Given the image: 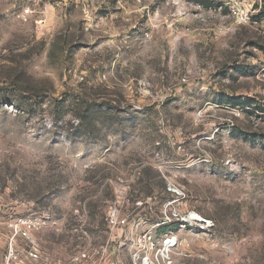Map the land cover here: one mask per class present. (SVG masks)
Returning a JSON list of instances; mask_svg holds the SVG:
<instances>
[{
  "label": "rangeland",
  "instance_id": "rangeland-1",
  "mask_svg": "<svg viewBox=\"0 0 264 264\" xmlns=\"http://www.w3.org/2000/svg\"><path fill=\"white\" fill-rule=\"evenodd\" d=\"M227 2L0 0V207L50 210L55 257L130 189L168 205L177 264H264V0Z\"/></svg>",
  "mask_w": 264,
  "mask_h": 264
},
{
  "label": "built area",
  "instance_id": "built-area-1",
  "mask_svg": "<svg viewBox=\"0 0 264 264\" xmlns=\"http://www.w3.org/2000/svg\"><path fill=\"white\" fill-rule=\"evenodd\" d=\"M230 15L239 24H250L258 10L247 7L242 0H228ZM261 4H259V10ZM130 189L116 190L103 206L105 228L92 231L89 211L84 204L83 216L70 228L78 240L74 253L56 258L39 242V234L47 227L57 226L50 210L25 216L0 218V227L7 230V245L0 264H177L179 245L172 236V217L168 205L157 211L153 198H136ZM96 229V228H95ZM164 230V231H163ZM1 231V229H0ZM177 239L173 241V239Z\"/></svg>",
  "mask_w": 264,
  "mask_h": 264
},
{
  "label": "crops",
  "instance_id": "crops-1",
  "mask_svg": "<svg viewBox=\"0 0 264 264\" xmlns=\"http://www.w3.org/2000/svg\"><path fill=\"white\" fill-rule=\"evenodd\" d=\"M10 210H11L10 208L0 207V218L4 220L7 217H9L12 214ZM0 229H1L0 231V263H1L3 261V255L6 250V245H7L6 244L7 243V238H6L7 230L4 226H1ZM52 255L55 257L53 252H52Z\"/></svg>",
  "mask_w": 264,
  "mask_h": 264
},
{
  "label": "bare ground",
  "instance_id": "bare-ground-1",
  "mask_svg": "<svg viewBox=\"0 0 264 264\" xmlns=\"http://www.w3.org/2000/svg\"><path fill=\"white\" fill-rule=\"evenodd\" d=\"M191 218H192L193 221H199V222H201V223L206 224V222H205L202 218H200L199 216H197V215H195V214L192 215ZM175 240H176V239L174 238L173 241H175Z\"/></svg>",
  "mask_w": 264,
  "mask_h": 264
},
{
  "label": "trees",
  "instance_id": "trees-1",
  "mask_svg": "<svg viewBox=\"0 0 264 264\" xmlns=\"http://www.w3.org/2000/svg\"><path fill=\"white\" fill-rule=\"evenodd\" d=\"M191 1H197V2H200V3H205V0H191ZM207 1V0H206ZM240 101V100H239ZM261 111L264 112V108H261ZM164 231V230H163Z\"/></svg>",
  "mask_w": 264,
  "mask_h": 264
}]
</instances>
